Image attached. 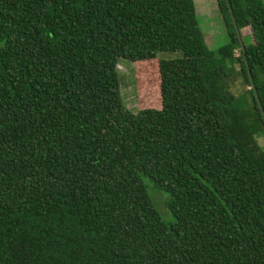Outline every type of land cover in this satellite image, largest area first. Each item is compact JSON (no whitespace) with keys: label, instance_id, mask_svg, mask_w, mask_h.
I'll use <instances>...</instances> for the list:
<instances>
[{"label":"trees","instance_id":"obj_1","mask_svg":"<svg viewBox=\"0 0 264 264\" xmlns=\"http://www.w3.org/2000/svg\"><path fill=\"white\" fill-rule=\"evenodd\" d=\"M216 1L210 48L193 0H0V264H264V0Z\"/></svg>","mask_w":264,"mask_h":264},{"label":"rangeland","instance_id":"obj_2","mask_svg":"<svg viewBox=\"0 0 264 264\" xmlns=\"http://www.w3.org/2000/svg\"><path fill=\"white\" fill-rule=\"evenodd\" d=\"M200 28L204 35L206 44L215 48L226 42V27L220 14L216 0H193ZM244 40L250 41V29L244 28L240 31ZM238 53V52H236ZM178 52H159L157 58H173ZM157 66L156 60L143 62H131L119 58L117 72L120 81V91L124 105L132 112L143 108H160L161 101L157 89ZM256 140L264 149V130L256 133ZM148 183V182H147ZM149 193L152 195L161 217L166 222L172 220L171 214L164 207L165 195L155 190L148 183Z\"/></svg>","mask_w":264,"mask_h":264},{"label":"water","instance_id":"obj_3","mask_svg":"<svg viewBox=\"0 0 264 264\" xmlns=\"http://www.w3.org/2000/svg\"><path fill=\"white\" fill-rule=\"evenodd\" d=\"M225 1H226V0H225ZM226 4H227V6H228L229 12H231V9H230L229 4L227 3V1H226ZM236 33H237V36L240 37L239 31H238L237 29H236ZM240 46H241V48H242V42H241V41H240ZM245 66H246V70H247L248 79H249V81L251 82L250 87L252 88L253 93H254V95H255V98H256V101H257V104H258L259 110H260V112L262 113V115H263V117H264V114H263V111H262V107H261V105H260V102H259L258 97H257V94H256V90H255L254 85H253V83H252L251 73H250V70H249L248 65H247L246 62H245Z\"/></svg>","mask_w":264,"mask_h":264}]
</instances>
